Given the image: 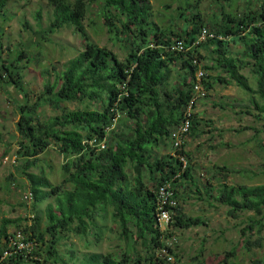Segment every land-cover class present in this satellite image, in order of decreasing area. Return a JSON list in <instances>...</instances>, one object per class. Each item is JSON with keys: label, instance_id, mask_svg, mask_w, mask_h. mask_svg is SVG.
I'll return each mask as SVG.
<instances>
[{"label": "trees", "instance_id": "obj_1", "mask_svg": "<svg viewBox=\"0 0 264 264\" xmlns=\"http://www.w3.org/2000/svg\"><path fill=\"white\" fill-rule=\"evenodd\" d=\"M8 1L0 0V16ZM47 2L52 8L47 33L72 28L82 40V51L64 64L54 82H47L34 100L25 92L17 66L3 64L5 75H0V80L5 79L6 85L24 97L23 104L17 106L16 131L20 140L17 158L23 164L21 173L27 180L33 208L51 199L44 210L47 221L44 231H40V219L36 216L32 225L20 229L36 243V248L27 256H7L3 263L33 261L31 258L39 256L37 249L43 246L48 259L63 264L56 260V245L62 235L86 236L91 229H99L97 217L108 211L117 222L128 251L119 256L91 253L84 264H169L158 256V251L172 237L171 229H188L203 223L199 217L186 216L177 204L167 209L172 215L165 230L159 228L156 193L165 182L171 183L177 203L181 197L179 189L192 185L191 193L199 200L211 198L226 206L231 218L236 219L242 212L252 213L247 227L240 231L241 236L254 234L252 240L245 237V244L249 248L262 247L264 185L208 183L201 190L193 179L190 157L183 145L174 149L173 154L161 157L154 150L170 140L172 129L183 118L194 95L198 71L204 75L201 85L207 92L216 84H235L251 94L250 104L255 113L252 115L264 123V0L256 9L248 2L240 14L222 10L212 17L211 29L204 26L197 6L187 1L185 7H179L178 16L184 26L177 32L152 20L149 0ZM92 5L97 8L109 41L125 52L123 60L91 41L83 22ZM203 28L213 37L197 42ZM176 41H182L187 50L171 51ZM230 44L239 49L232 51ZM24 55L21 50L13 59ZM200 64L203 65L199 67ZM244 70L249 71L255 89L242 73ZM65 103H74L76 107L71 109ZM43 104L57 113L42 119ZM199 125L193 114L188 135L200 136ZM104 138L107 142L103 149L88 144ZM52 145L66 160L61 167L64 177L58 185L43 174L28 172ZM129 166L135 174L132 178L127 171ZM216 168L218 172L226 170ZM144 173L148 175L147 181ZM201 194L206 198L202 199ZM18 222L2 219L0 258L10 250L8 242L12 234H7V226ZM100 238L97 233L96 239ZM169 251L173 255L171 264H178L174 251Z\"/></svg>", "mask_w": 264, "mask_h": 264}, {"label": "rangeland", "instance_id": "obj_2", "mask_svg": "<svg viewBox=\"0 0 264 264\" xmlns=\"http://www.w3.org/2000/svg\"><path fill=\"white\" fill-rule=\"evenodd\" d=\"M149 1L152 5V20L160 27H169L176 32L184 26V21L178 16L179 7H185L184 3L187 1L197 6L204 26L210 29L212 17L220 15L222 10L237 11L240 14L247 8L248 2L255 9L261 3V0ZM51 12L52 8L47 0H9L3 15L0 16V75H5L3 64L16 65L24 90L31 100L42 93L47 82H54L67 61L82 51V40L72 28L64 27L52 34L47 33ZM98 17L97 8L92 5L83 22L91 41L99 47H106L123 60L125 52L109 41ZM230 47L232 51L239 49V46L232 44ZM21 50L25 51V55L14 60V55ZM201 65L203 64L199 67ZM176 71L180 72L178 68ZM242 73L248 77L250 86L255 89L249 71L244 70ZM4 81L5 79L0 80V224L2 219L18 220V224L7 226V234H14L32 225L36 216L40 219V231H44L47 222L44 210L51 199L35 208L33 201H25L28 183L21 173L23 164L17 158L20 141L16 131L17 106L23 104L24 97ZM250 97L251 94L235 84H216L207 92L206 97L197 102L194 116L200 123L201 134L187 135L183 150L190 157L192 176L201 190L208 183L264 185V123L254 118ZM65 105L71 109L76 107L74 103ZM247 111L250 114H247ZM56 113L57 111L47 104L40 108L42 119L52 117ZM154 151L161 157L173 154L174 148L168 140ZM65 162L56 146L52 145L39 156L38 162L28 172L43 174L51 183L58 185L64 177L61 167ZM216 167H224L226 170L218 172ZM127 171L131 178L135 176L131 166ZM144 179H148L145 173ZM191 190L194 191L192 185L179 189L181 197L178 205L186 216L199 217L203 224L188 229H171L170 232L176 239L174 260L178 264L264 263V244L260 248H249L244 239L247 237L252 240L255 235L248 232L244 237L240 232L247 227L248 219L253 217L252 213L242 212L236 219L231 218L226 206L214 202L211 198L207 201L199 200ZM200 196L202 199L206 198L205 194ZM102 215L97 217L99 229H91L84 237H77L72 233L63 234L56 245V260L63 264H84L85 258L91 253H113L119 256L124 250L128 251L126 243L120 238V228L117 222L112 220L110 212ZM97 233L101 236L100 241L96 239ZM45 239L48 240L49 236ZM136 247L141 251L139 245ZM37 250L39 256L24 264H57L54 259L47 258L43 246Z\"/></svg>", "mask_w": 264, "mask_h": 264}, {"label": "built area", "instance_id": "obj_3", "mask_svg": "<svg viewBox=\"0 0 264 264\" xmlns=\"http://www.w3.org/2000/svg\"><path fill=\"white\" fill-rule=\"evenodd\" d=\"M213 34L208 32L206 28L201 29L198 41L201 42L205 40L206 38H212ZM187 49L185 48L182 41H176L172 47L171 51L175 53H183ZM203 73L201 71H198L196 73V82L194 84V95L190 99L189 103L187 104L184 112H183V118L181 119L180 123L172 129L170 133V142L172 144V147L174 149L180 148L185 138L188 135V132L191 127V120L192 115L194 114V108L197 105V102L206 97L207 91L202 87L201 81L203 78ZM107 139L104 138L103 140L97 142L95 139L88 141V144L92 147H96L98 149H103L106 146ZM183 161V159H181ZM157 222L159 225V228L161 230H165L166 226L171 221V215L172 213L168 211L167 209H172L175 206H177V202L174 199V194L171 188L170 182H165L162 185H160L157 189ZM25 201H31L32 195L28 191L27 195L24 196ZM176 243L175 237H171L170 239H167L165 241V248L158 251V256L160 258H164L167 263H172L173 261V255L170 253V250H174V246ZM9 251L5 252L3 257L0 258V264H4L3 260L7 256L16 255V254H22V255H29L35 248L36 243L33 240H29L27 236L21 231L18 230L12 236L9 238L8 242Z\"/></svg>", "mask_w": 264, "mask_h": 264}]
</instances>
